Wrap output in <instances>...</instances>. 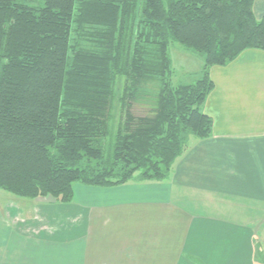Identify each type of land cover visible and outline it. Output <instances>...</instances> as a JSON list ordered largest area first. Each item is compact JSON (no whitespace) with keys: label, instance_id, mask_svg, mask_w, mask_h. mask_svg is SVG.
Segmentation results:
<instances>
[{"label":"trees","instance_id":"1","mask_svg":"<svg viewBox=\"0 0 264 264\" xmlns=\"http://www.w3.org/2000/svg\"><path fill=\"white\" fill-rule=\"evenodd\" d=\"M253 6L0 0V189L68 204L76 184L116 187L138 174L165 180L189 136L212 135L202 112L215 88L210 69L247 50L264 52V16L256 19ZM87 39L96 49L82 44ZM173 43L204 55L196 83L173 84ZM143 97L151 116L132 112Z\"/></svg>","mask_w":264,"mask_h":264},{"label":"crops","instance_id":"2","mask_svg":"<svg viewBox=\"0 0 264 264\" xmlns=\"http://www.w3.org/2000/svg\"><path fill=\"white\" fill-rule=\"evenodd\" d=\"M210 76L212 135L165 180L76 184L68 204L1 195L0 264H264V52Z\"/></svg>","mask_w":264,"mask_h":264},{"label":"rangeland","instance_id":"3","mask_svg":"<svg viewBox=\"0 0 264 264\" xmlns=\"http://www.w3.org/2000/svg\"><path fill=\"white\" fill-rule=\"evenodd\" d=\"M85 46L96 49L94 43L87 39L83 43ZM169 54L172 62V82L175 85H190L196 83L202 75L203 68L205 66L204 55L187 50L179 44L173 43L169 47ZM124 83V79L119 81L118 91H121V86ZM148 98L143 97L140 102H134L132 112L136 116H151L153 114L152 108L147 104ZM119 109H115L114 114L116 119L119 120ZM118 121H116L117 123ZM194 137V136H189ZM136 180L139 179V174L135 176ZM5 195L8 198L14 197L11 194L0 189V196ZM15 198V197H14ZM25 201V200H22ZM18 218V217H17ZM20 220V219H19Z\"/></svg>","mask_w":264,"mask_h":264}]
</instances>
